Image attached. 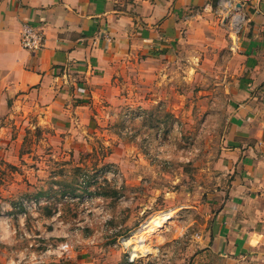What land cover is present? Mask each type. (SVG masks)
I'll use <instances>...</instances> for the list:
<instances>
[{
	"label": "rangeland",
	"instance_id": "374dc122",
	"mask_svg": "<svg viewBox=\"0 0 264 264\" xmlns=\"http://www.w3.org/2000/svg\"><path fill=\"white\" fill-rule=\"evenodd\" d=\"M121 65L76 131L35 117L13 125L0 152V264H62L67 250L109 248L120 264L133 250H148L137 264H187L224 182L227 93L184 56Z\"/></svg>",
	"mask_w": 264,
	"mask_h": 264
},
{
	"label": "crops",
	"instance_id": "0c3cea01",
	"mask_svg": "<svg viewBox=\"0 0 264 264\" xmlns=\"http://www.w3.org/2000/svg\"><path fill=\"white\" fill-rule=\"evenodd\" d=\"M225 1L0 0V152L25 119L76 131L122 61L184 56L227 93L216 161L224 182L209 195L187 264H264V0H230L228 10ZM24 22L43 32L41 50L21 47ZM61 261L121 263L111 248L67 250Z\"/></svg>",
	"mask_w": 264,
	"mask_h": 264
},
{
	"label": "built area",
	"instance_id": "2783aa9c",
	"mask_svg": "<svg viewBox=\"0 0 264 264\" xmlns=\"http://www.w3.org/2000/svg\"><path fill=\"white\" fill-rule=\"evenodd\" d=\"M224 10H228L229 8L233 7V4L230 0H226L223 4ZM239 17L237 16L235 25L238 26ZM45 44V36L40 28L35 25H32L28 22H24L21 27L20 32V45L23 49L30 51V52H37L44 47ZM123 241V242H122ZM121 244L124 245V241L122 240ZM132 252H128L125 258L124 264H137L139 259L137 258V254L133 257L131 255ZM143 255L142 253H140ZM136 257V258H135Z\"/></svg>",
	"mask_w": 264,
	"mask_h": 264
},
{
	"label": "bare ground",
	"instance_id": "6f19581e",
	"mask_svg": "<svg viewBox=\"0 0 264 264\" xmlns=\"http://www.w3.org/2000/svg\"><path fill=\"white\" fill-rule=\"evenodd\" d=\"M168 219H169V214L168 213H163L162 215H160L159 222H160V224H164L165 222H167ZM131 254H134V256H135L136 251L133 250ZM142 254H143V256L148 254V250H143Z\"/></svg>",
	"mask_w": 264,
	"mask_h": 264
}]
</instances>
